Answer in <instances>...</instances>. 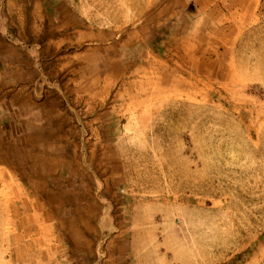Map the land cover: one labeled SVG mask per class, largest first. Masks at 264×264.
I'll use <instances>...</instances> for the list:
<instances>
[{"label":"rangeland","instance_id":"374dc122","mask_svg":"<svg viewBox=\"0 0 264 264\" xmlns=\"http://www.w3.org/2000/svg\"><path fill=\"white\" fill-rule=\"evenodd\" d=\"M0 74V264H264V0H0Z\"/></svg>","mask_w":264,"mask_h":264},{"label":"crops","instance_id":"0c3cea01","mask_svg":"<svg viewBox=\"0 0 264 264\" xmlns=\"http://www.w3.org/2000/svg\"><path fill=\"white\" fill-rule=\"evenodd\" d=\"M3 57H6L7 59H8V62L5 64L6 65V67L8 66V63H10V61H11V59H10V55L8 54V53H6L5 52V55H2ZM5 67V68H6ZM9 67V66H8ZM3 71H4V73H3V75L4 76H6V75H8L9 73H11V71H9V69L8 68H6V69H3ZM2 74V73H1ZM1 74H0V76H1ZM21 73H18L17 74V76H16V78H18V80H21V79H23L24 77H25V75H23L22 77H21V75H20ZM9 78H11V80H14L15 82H14V84L13 85H8V88H17V86L18 87H22L23 88V90L24 91H27L29 88H32L28 83H27V79L22 83V85H20V84H18V85H16V79H15V73H14V75H12V76H9L8 75V79ZM37 87V83L34 85V89ZM30 90H32V89H30ZM32 96V95H31ZM33 97H31V99H32ZM34 105L35 104H37L36 102H33V100L31 101ZM30 102V103H31Z\"/></svg>","mask_w":264,"mask_h":264},{"label":"bare ground","instance_id":"6f19581e","mask_svg":"<svg viewBox=\"0 0 264 264\" xmlns=\"http://www.w3.org/2000/svg\"><path fill=\"white\" fill-rule=\"evenodd\" d=\"M54 129V128H53ZM40 131V130H39ZM46 134V133H45ZM46 136V135H45ZM47 137V136H46ZM15 145V144H14ZM24 151V150H23ZM17 153V152H16ZM27 158V157H26ZM20 159V158H19ZM28 159V158H27ZM15 160H17V159H15ZM23 164V163H22ZM39 168V167H38ZM34 193V192H33ZM37 199V198H36ZM39 203V202H38ZM52 203V202H51ZM65 205V204H64ZM18 206V205H17ZM22 206H24V204H22ZM21 206V207H22ZM14 207H16V205H14ZM3 208H5V210L7 209V210H12V204H10V201L9 202H7L6 204H4V207ZM2 208V209H3ZM39 209H40V207H38ZM22 209H23V207H22ZM29 245V244H28ZM26 247H27V245H26Z\"/></svg>","mask_w":264,"mask_h":264}]
</instances>
